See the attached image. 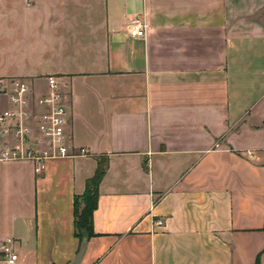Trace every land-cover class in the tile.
Listing matches in <instances>:
<instances>
[{
    "label": "crops",
    "instance_id": "1",
    "mask_svg": "<svg viewBox=\"0 0 264 264\" xmlns=\"http://www.w3.org/2000/svg\"><path fill=\"white\" fill-rule=\"evenodd\" d=\"M30 2L0 0V78L56 77L87 155L0 164V245L72 264L73 198L103 157L78 264H264V0Z\"/></svg>",
    "mask_w": 264,
    "mask_h": 264
},
{
    "label": "built area",
    "instance_id": "2",
    "mask_svg": "<svg viewBox=\"0 0 264 264\" xmlns=\"http://www.w3.org/2000/svg\"><path fill=\"white\" fill-rule=\"evenodd\" d=\"M30 5V0H25ZM127 34L131 38L146 36L141 16L128 20ZM0 95L8 108L0 112V164L27 161L36 173L43 170L52 158L86 156L85 149H75L71 142V113L67 106L63 85L57 78H46V90L37 94L23 79L0 78ZM252 158L251 152L247 153ZM161 219L153 220V227L164 226ZM0 263L17 264L12 244L0 245Z\"/></svg>",
    "mask_w": 264,
    "mask_h": 264
},
{
    "label": "trees",
    "instance_id": "3",
    "mask_svg": "<svg viewBox=\"0 0 264 264\" xmlns=\"http://www.w3.org/2000/svg\"><path fill=\"white\" fill-rule=\"evenodd\" d=\"M106 171V159L97 158V168L94 175L86 181L85 190L73 198V228L75 237L83 239L95 237L93 231V213L98 204V186ZM262 231L264 232V225ZM255 264H258V259Z\"/></svg>",
    "mask_w": 264,
    "mask_h": 264
},
{
    "label": "water",
    "instance_id": "4",
    "mask_svg": "<svg viewBox=\"0 0 264 264\" xmlns=\"http://www.w3.org/2000/svg\"><path fill=\"white\" fill-rule=\"evenodd\" d=\"M85 241H86L85 239H83L81 241L79 250H78L77 255H76L75 259L73 260L72 264H78L79 263V260L83 254V251H84Z\"/></svg>",
    "mask_w": 264,
    "mask_h": 264
}]
</instances>
